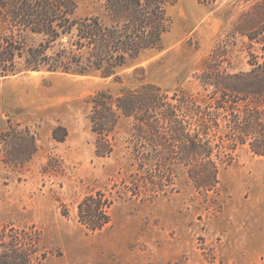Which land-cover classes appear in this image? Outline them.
Instances as JSON below:
<instances>
[{
  "label": "rangeland",
  "instance_id": "374dc122",
  "mask_svg": "<svg viewBox=\"0 0 264 264\" xmlns=\"http://www.w3.org/2000/svg\"><path fill=\"white\" fill-rule=\"evenodd\" d=\"M75 1L77 18L104 16L106 0ZM165 11L163 48L119 70L122 85L49 72L0 81V264H264V156L240 148L209 193L171 162L155 192L159 164L141 168L138 157L157 147L147 134L135 139L134 118L120 115L105 138L93 131L92 97L141 90L143 74L168 102L186 93L212 107L222 93L210 79L264 70V0H178ZM5 29L0 20V35ZM235 96L243 116L254 101ZM224 120L211 132L228 133ZM99 141L105 156L96 154ZM90 196L110 203L111 221L96 232L78 218Z\"/></svg>",
  "mask_w": 264,
  "mask_h": 264
},
{
  "label": "trees",
  "instance_id": "16d2710c",
  "mask_svg": "<svg viewBox=\"0 0 264 264\" xmlns=\"http://www.w3.org/2000/svg\"><path fill=\"white\" fill-rule=\"evenodd\" d=\"M177 1L106 0L103 17L77 18L75 0H0V20L6 28L0 35V81L21 73L49 72L114 78L122 85L119 70L144 52L163 48L162 39L170 27L165 6ZM30 36L40 41L29 44ZM64 40L67 42L57 50L56 44ZM220 78L218 83L216 77L210 79L222 93L221 100L211 107L186 93L175 98L176 103L168 102L162 88L148 82L143 74L141 90L124 88L117 95L100 92L92 97L93 131L99 138L108 137L120 115L132 117L135 139L140 141L147 134L157 147L150 156L138 157L141 168L159 164L153 174L160 180L153 181L155 192L164 190L163 177L171 162L187 169L197 192H215L221 165H232L240 148L249 145L253 154L264 156V70L258 76ZM242 78L244 83H240ZM231 95L251 98L254 102L250 110L243 116V111L236 112L232 106L238 102L231 100ZM220 117L230 128L224 135L211 132L219 129ZM227 142L231 144L227 146ZM103 149L99 141L97 156L108 154ZM109 204L101 196L86 198L79 205V221L90 231L103 229L111 221Z\"/></svg>",
  "mask_w": 264,
  "mask_h": 264
}]
</instances>
